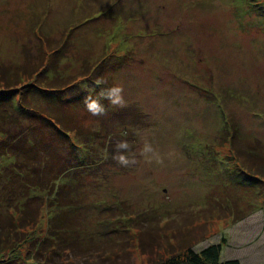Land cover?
<instances>
[{
	"label": "rangeland",
	"instance_id": "obj_1",
	"mask_svg": "<svg viewBox=\"0 0 264 264\" xmlns=\"http://www.w3.org/2000/svg\"><path fill=\"white\" fill-rule=\"evenodd\" d=\"M22 68L48 86L85 82L61 106L77 129L70 137L22 118L24 133L38 140L45 180L65 170L56 203H73L69 217L86 241L112 242L99 249L102 260L70 252L67 264H156L223 239L222 260L264 264V0H0V79ZM87 80L102 83L94 89ZM117 85L124 107L101 95ZM85 88L102 114L86 109ZM28 97L59 107L47 92L28 90ZM3 101L12 106L15 98ZM1 127L10 138L22 132L6 121ZM234 128L228 156L220 145ZM121 141L129 147L118 149ZM13 160L0 155V220L7 223L28 193ZM46 193H33L28 205L36 223L10 239L26 264L56 211Z\"/></svg>",
	"mask_w": 264,
	"mask_h": 264
},
{
	"label": "trees",
	"instance_id": "obj_2",
	"mask_svg": "<svg viewBox=\"0 0 264 264\" xmlns=\"http://www.w3.org/2000/svg\"><path fill=\"white\" fill-rule=\"evenodd\" d=\"M44 69L45 70L43 72H46L48 68ZM25 70L26 69L23 68L20 70L16 69L10 75H7L4 79H0V105H3H1L3 108H0V123L3 124L4 121L9 122L13 126L18 127L19 131H22L20 134H18L19 137H15L13 135V137L10 138V135L8 134L11 130L1 127L0 131L3 134V137L0 138V155H10V157L13 156L15 158V160H13L15 168H12L11 170L14 171L13 173L16 175L17 179L19 177L24 179L26 177L28 178V181L26 180L24 181V183L18 181L21 182V185L25 186V190L28 191V193L25 194V199L23 201L22 199L20 200V205L22 206L20 207L19 217L10 219L8 223L0 220V264H26L23 261L24 258L19 255V253H16V248H13V240L11 238L16 236L18 233H21L22 230L26 229L25 224L33 225L36 223L35 216L33 215L34 213H31L29 209L30 206H28L30 205L31 199L34 198L32 197V194L35 192H47L49 196H52V198L56 200H53V202L57 207L53 208L56 211H54V213L48 220V228L43 240L35 239L31 242V247L29 248L30 255L28 256H31L34 262L33 264H67L66 262L72 263L74 262V257H67L66 259H64V257L67 256V254H69L70 252L74 253L75 258L83 259L87 263H94L96 260H98V258L99 260H102L100 259L101 257L99 249H102L101 252L105 251V247L109 244L111 245L112 242L103 244H100V242H98L96 244L94 241H91V239L86 241L81 237L77 229L78 227L75 225V221L71 217H69L70 215L68 214L70 210L74 209L73 203H56L58 198L57 196L59 194L58 192H60V183L58 182L61 181H59L60 178H64L63 174L65 170L56 173L51 180L50 178L47 181L45 180L44 176L41 175V172H47L45 169H43V166L45 164L44 158H39V156H36L39 151L37 146L38 140L30 137V132L24 133L27 130V127L25 124H22V121H24L23 119L25 117H37L43 123H49L53 127L54 133L58 137H70V134L72 135L75 131L77 132V129H75L73 125H68L69 123H67L66 116L63 115L61 106L65 104H71V101L69 100L70 91L68 90H72L74 87H76V85H78V87L83 90L82 86L85 85V82H83L82 78L81 80L74 81L73 83H68L66 85L48 86L46 84V81L43 83L36 80V78L38 77V75L36 76L37 73L35 74V76H32L33 79H27L26 77H28V75L25 76V74L23 73V71ZM28 73H31V71L28 70ZM44 75H47L50 81L52 75L49 73ZM87 83L93 84L94 89L97 87V85H100L90 80H87ZM32 89L36 91L47 92L50 97L55 99L57 98L59 100L57 106L59 107L44 109L39 105L29 101L28 90ZM82 95L84 96L85 94ZM12 97L15 98V102L9 104L12 106H4L5 102L3 100L11 99ZM73 130L75 131L73 132ZM227 134L225 135L226 137L222 145H220V148L229 147V151H227L228 156L235 155L234 151L232 154V146L234 143V141L232 140L236 139V129H233V134L231 136H228ZM74 136L76 137V135ZM22 139L32 145V147H28V145L24 146V144L22 145L20 143L17 144V142L19 140V142H21ZM229 140H231V145L229 144L228 146L225 144V142ZM75 141L76 144L71 142L72 146L74 147L78 145V140L75 139ZM81 144L82 147H84L87 151L89 146L85 142H81ZM33 147H35V151L32 150ZM249 154L250 152L248 151V155ZM17 156L21 157V161H17ZM251 156L249 155V157ZM35 161H38L40 164L36 163ZM38 165H40L41 167ZM16 170H19V172H16ZM261 171L264 172V167H262ZM10 180L11 182L13 181L12 183L15 182V178H10ZM24 193L25 192H22V195ZM28 216L30 217L28 218ZM17 223H19V225H21L22 227L17 225ZM145 237L142 236L140 239L141 246L144 248L142 249L143 251H145V241L142 239H144ZM10 239L12 240V242ZM119 240L114 244H120ZM152 240L155 243H158L160 246V242L157 241V239ZM224 244L225 239H223L222 242L209 244L199 251H194L192 247H187L182 252L174 253L164 259H159L156 264H241L240 261L235 258L222 260L221 253ZM156 247L152 248L154 249ZM95 250L99 253V255L91 258L90 256L95 255L93 254V251ZM87 255L90 256L87 257Z\"/></svg>",
	"mask_w": 264,
	"mask_h": 264
},
{
	"label": "clouds",
	"instance_id": "obj_3",
	"mask_svg": "<svg viewBox=\"0 0 264 264\" xmlns=\"http://www.w3.org/2000/svg\"><path fill=\"white\" fill-rule=\"evenodd\" d=\"M102 83V81L97 82ZM86 91L89 92V95L85 97V107L86 109L92 113L93 115L102 114L104 109L98 103L97 100L92 99L90 93L92 90L85 88ZM123 89L119 85L113 86L112 88L108 89L106 93H101L103 98L108 99L110 104L117 106V107H124L125 101L122 96ZM129 147L128 143L125 141H121L117 144L118 149H127ZM118 162L121 164L127 163L125 157L120 155L118 157Z\"/></svg>",
	"mask_w": 264,
	"mask_h": 264
}]
</instances>
